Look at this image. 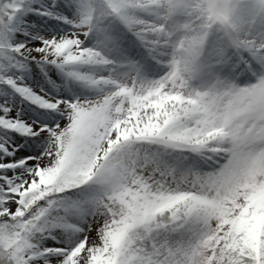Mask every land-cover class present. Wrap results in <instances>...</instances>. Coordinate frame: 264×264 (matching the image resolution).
<instances>
[{
  "label": "snow or ice",
  "instance_id": "1",
  "mask_svg": "<svg viewBox=\"0 0 264 264\" xmlns=\"http://www.w3.org/2000/svg\"><path fill=\"white\" fill-rule=\"evenodd\" d=\"M0 264H264V0H0Z\"/></svg>",
  "mask_w": 264,
  "mask_h": 264
}]
</instances>
